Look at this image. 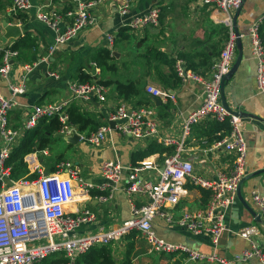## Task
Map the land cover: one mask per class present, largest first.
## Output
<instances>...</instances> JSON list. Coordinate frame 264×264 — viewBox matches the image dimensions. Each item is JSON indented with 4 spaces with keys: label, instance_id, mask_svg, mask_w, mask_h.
Masks as SVG:
<instances>
[{
    "label": "built area",
    "instance_id": "built-area-1",
    "mask_svg": "<svg viewBox=\"0 0 264 264\" xmlns=\"http://www.w3.org/2000/svg\"><path fill=\"white\" fill-rule=\"evenodd\" d=\"M245 0H202L215 11L224 15L223 24L229 29L228 38L219 56L212 64L209 77H203L187 70L184 62L178 60L175 70L182 79H191L202 86V103L190 112L183 123L180 135L160 136L155 111L149 106L133 107L127 102L112 103L111 111L105 124L87 136H82L77 127L69 122L68 109L72 104L90 105L95 99L107 102L108 88L97 81L100 71L95 63L94 80L87 83L69 84L71 98L59 104L36 105L21 128H12L8 112L16 108L14 100L5 99L0 94V264H43L48 258L63 254L75 264L76 259L94 247L109 246L119 243L125 236L139 232L150 246L153 253L172 255L181 253L191 261L216 264H242L257 258L264 264V252L257 247L253 238L260 234L258 225L242 229L238 235L250 242L251 247L231 258L217 254L221 237L228 230L226 216L238 200V189L246 177L247 143L244 136V121L241 117L229 113L221 100L223 79L231 71L237 51V36L233 29V17ZM102 0H75V6L65 15L47 13L43 7H34L31 0H13V13L36 11L39 21L46 24L56 34L55 46L50 47L53 54L59 45L71 42L85 29L96 24L94 11ZM131 4L124 2L119 6V14H130ZM161 7L152 6L143 14L132 16L128 23L136 33H143L150 27H158ZM264 17L248 30L250 50L257 65L256 89L264 96V40L261 36V24ZM244 34H241V38ZM116 34H106L109 50H113ZM2 64L0 76L9 81L13 96L26 92V75L33 72L37 63L24 67L22 83L14 85L9 76L18 51L12 47L0 45ZM59 78L56 72L49 73ZM146 92L165 102H175V95L154 85H147ZM57 117L63 128L60 133L69 138L76 133L93 147L102 146L108 135L117 131L135 140L155 139L158 144L174 147V153L164 155L162 161L146 158L138 165L124 166L120 161H107L102 166V184H93L82 177L81 168L67 160L59 165L57 172H40L35 180H12L11 167L6 161L17 144V140L33 130L40 120ZM219 123L228 122L230 133L222 140L211 145L212 150L221 149L232 155L229 172L218 171L212 178H205L197 173L194 158L185 157L187 142L195 125L204 120ZM113 124V126H112ZM207 144V142H204ZM46 153V152H44ZM156 157V156H155ZM125 191L129 198L141 196L146 202L136 205L131 202V216L121 225L113 228L97 224V214L89 208L72 212L70 208L88 198L106 204L114 199L115 192ZM201 188L209 192L205 206L197 211H190L175 218L173 210L180 201L188 196L189 188ZM120 187V188H119ZM93 191L103 194L90 197ZM253 201L260 215L264 216V192L254 191ZM156 219L176 225L193 236L207 234L214 247L212 254H203L190 249L182 243H174L160 237L155 228ZM264 225H262L263 227ZM84 229V231H82Z\"/></svg>",
    "mask_w": 264,
    "mask_h": 264
},
{
    "label": "crops",
    "instance_id": "crops-1",
    "mask_svg": "<svg viewBox=\"0 0 264 264\" xmlns=\"http://www.w3.org/2000/svg\"><path fill=\"white\" fill-rule=\"evenodd\" d=\"M129 2L130 14L121 16L119 6ZM13 0H0V45L14 47L20 38L30 36V46L22 45L19 56L13 63L9 80L18 85L24 78V67L37 63L33 72L26 75V92L13 96L9 87V81L0 76V94L9 100H14L16 108L8 112L9 123L12 128H21L29 118L32 107L36 105L59 104L71 98L69 84L80 82V73L91 75L95 72L93 64H97L96 58L100 50H109L106 34H116L111 64L115 70L104 71L98 66L100 80H119L121 82L135 81L142 89V94L131 100H125L118 96L114 86H107V102L101 103L95 99L90 105L78 104L82 111L96 114L102 125L111 111L112 103L127 102L133 107L149 106L157 117L160 136L180 135L186 116L198 108L202 103V86L191 79H182L173 75V89L165 88L162 81L168 77L169 68L157 61H152L149 66L147 54L149 50H159L170 58L182 60L187 70L208 78L212 64L219 56L229 29L223 24L224 15L214 10L210 5H204L202 0H102V4L94 11L96 16L95 26L83 30L77 38L68 44L60 45L54 54H49V49L55 44L56 34L46 24L36 17L35 9L27 13H13ZM34 7L41 6L47 13L65 15L73 9L75 0H31ZM173 3V29L164 22L161 27H150L143 33L133 32L128 23L132 16L143 14L154 5L168 7ZM264 17V0H245L240 9L238 29L242 38L243 58L242 62L226 87V99L229 106L235 112H243L244 134L247 143L246 176L260 170H264V96L256 89V61L250 50L249 28ZM8 22L21 29L19 38L5 39L6 30L4 22ZM161 21V20H160ZM261 36L264 40V20L261 24ZM133 50L136 54H133ZM238 51H236V58ZM2 60L0 57V67ZM193 68V69H189ZM195 69V70H194ZM162 74H160V72ZM56 72L59 78L50 76ZM155 74H159L158 77ZM147 85H154L167 90L175 95V102L161 100V105L153 101L152 95L146 92ZM142 102V106L138 103ZM212 120H204L194 126L190 139L187 142L185 157L194 158L196 171L205 178L214 177L218 171L229 172L232 164V155L224 150H212L211 145L217 142L224 131H214ZM26 134V133H25ZM25 134L17 140L14 147L17 148L23 141ZM82 136H87L81 133ZM62 137L69 147H75L73 158L62 154L53 155L50 145L54 137ZM49 144L43 150H34L24 157L28 172L21 178L35 180L41 175L57 172L59 165L70 160L82 170V177L93 184H102V166L107 161H120L124 166H134L132 155L137 151L145 150L155 139L135 140L120 132H111L106 142L100 147H93L84 139L77 144L68 142V138L61 135L60 130L48 136ZM207 142L205 144L204 142ZM0 136V151L2 149ZM159 145L163 146L159 143ZM156 153L148 158H157L162 161L164 155L174 153ZM13 149V150H14ZM60 149V148H59ZM12 150V151H13ZM58 151V150H57ZM46 152V153H44ZM12 153V152H11ZM156 156V157H155ZM146 159V158H145ZM142 162V161H141ZM140 163V162H139ZM138 163V164H139ZM9 167V166H8ZM12 175V167H11ZM36 176L35 178H31ZM12 178V176H11ZM15 181V179L12 178ZM120 188V187H119ZM189 194L183 198L173 210L175 218L190 211L202 209L208 201L209 192L201 188L188 186ZM254 191L264 192V173L256 176L242 185L241 194L243 200L260 214L257 205L253 201ZM93 192H96L95 194ZM94 195L104 192L93 191ZM131 202L140 205L146 202L141 196L129 198L125 191L117 190L114 199L110 203L102 204L85 198L78 200L70 211H82L89 208L98 216V222L91 229L105 226L117 227L127 221L131 216ZM262 223H257L256 218L238 198L226 216L228 230L221 237L217 254L231 258L249 249L251 244L238 233L252 225L260 227V234L253 238L255 244L264 252V216ZM155 228L158 235L174 243H182L190 249L203 254H212L214 247L207 234L193 236L189 232L180 229L176 225L170 226L162 219H156ZM84 231V229H82ZM135 246L130 256V264H216L191 261L187 255L175 253L161 255L151 252L150 246L137 232ZM132 234V233H131ZM125 236L119 243L112 245V252L117 264H124L126 252L131 241ZM138 240V241H137ZM58 255L52 257L56 258ZM58 259V258H57ZM44 264V262H43ZM242 264H263L257 258Z\"/></svg>",
    "mask_w": 264,
    "mask_h": 264
},
{
    "label": "trees",
    "instance_id": "trees-1",
    "mask_svg": "<svg viewBox=\"0 0 264 264\" xmlns=\"http://www.w3.org/2000/svg\"><path fill=\"white\" fill-rule=\"evenodd\" d=\"M31 39L29 35H25L23 38H20L18 42L15 44L13 49L18 51V53L22 54L21 46L27 45L30 46ZM147 58L149 61V66L152 61H157L161 65L167 66L169 68L168 77L165 79L163 78V85L165 88H172L173 89V75L180 78L175 70L176 60L170 58L167 54L159 51V50H149V55L147 54ZM113 60L112 54L110 50L102 49L100 50L98 57L96 58L97 65L100 67L101 70L104 71H112L115 70V66L111 64ZM189 69H193L190 68ZM195 70V69H194ZM160 72V71H159ZM162 74V72H160ZM80 82H90L92 80L90 75L84 74L83 72L80 73ZM100 83L105 86H114L115 91L117 92L118 96L125 99L131 100L134 97H138L142 94V89L139 87L137 82L135 81H128V82H121L119 80H100ZM142 106V102L138 103ZM69 114V122L71 125L77 127V129L81 133H85L89 135L91 132L96 131L101 125V120L97 117L96 114L84 112L77 104H72L68 109ZM214 125V131H224L225 134L220 135L216 140H222L226 135L230 133V126L228 122L219 123L216 121H212ZM63 128V125L59 121L57 117L48 119L44 118L40 120L38 125L31 131L26 132L25 137L19 147L15 148L10 157L6 161V166L12 167V178L17 180L25 175L27 170V164L24 161V157H26L29 153L36 150H43L49 144L51 135L53 132L59 131ZM217 141V142H218ZM168 152L171 153V149L165 148L159 145L156 142H153L149 145V147L145 150H140L132 155V164L138 165L139 162L143 161L145 158H148L156 153H164ZM33 176L31 178H35ZM94 194L96 192H93ZM137 232H133L128 239L132 240L130 246H128L126 252V261L124 264H130V256L132 250L135 246V240L137 237ZM59 257L56 258H48L44 261V264H68L69 260L65 258L63 254L58 255ZM58 258V259H57ZM117 260L115 259L112 246H102V247H94L89 252L79 256L76 259L75 264H117Z\"/></svg>",
    "mask_w": 264,
    "mask_h": 264
},
{
    "label": "water",
    "instance_id": "water-1",
    "mask_svg": "<svg viewBox=\"0 0 264 264\" xmlns=\"http://www.w3.org/2000/svg\"><path fill=\"white\" fill-rule=\"evenodd\" d=\"M239 13L240 10L236 12L235 16L233 17V29L234 32L237 36V51H238V55L237 58L235 60V63L231 69V71L229 72L228 75H226L223 79L222 82V87H221V100H222V104L224 106V108L231 114L239 116L242 118V115H244L245 113L243 112H235L228 104L227 99H226V87L229 83V81L232 79V77L234 76V74L237 72L241 62H242V58H243V47H242V38H241V33L238 29V18H239ZM3 27L6 30V35H5V39H10V38H19L21 36V29L18 26H15L13 24L8 23L7 21L4 22ZM153 101L159 106L161 105V100L159 98H153ZM113 126V124H112ZM80 136L76 133H73V135L71 137L68 138V142H70L71 144H77L80 141ZM264 173V170H260L258 172H255L253 174H249L247 175L242 182L240 183L239 189H238V197L239 199L243 202V204L246 206V208L252 213V215L256 218V222L257 223H262V219H261V215L260 214H256V212L243 200L242 194H241V188L242 185L247 182L248 180L259 176L261 174Z\"/></svg>",
    "mask_w": 264,
    "mask_h": 264
},
{
    "label": "rangeland",
    "instance_id": "rangeland-1",
    "mask_svg": "<svg viewBox=\"0 0 264 264\" xmlns=\"http://www.w3.org/2000/svg\"><path fill=\"white\" fill-rule=\"evenodd\" d=\"M160 6V5H159ZM161 7V6H160ZM97 10V9H96ZM173 3H171L168 7H161V17H160V22H159V27H161L163 24H164V22L166 23H168V25L169 26H171L170 28H172L173 29ZM236 14V13H235ZM95 26V25H94ZM92 27V26H91ZM138 34H141V33H138ZM227 40V39H226ZM70 43V42H69ZM66 44H68V43H66ZM64 45V44H63ZM53 46H55V44L53 45ZM60 46V45H59ZM58 46V47H59ZM58 47H57V49H58ZM224 47V46H223ZM57 49H56V51H57ZM223 49V48H222ZM49 51H50V49H49ZM55 51V52H56ZM54 52V53H55ZM53 53V54H54ZM221 53V52H220ZM49 54H50V52H49ZM111 54H113V50H111ZM133 54H136V51L135 50H133ZM51 55V54H50ZM1 57V56H0ZM235 60H236V53H235ZM235 63V62H234ZM234 65V64H233ZM155 75H157V74H155ZM159 75V74H158ZM158 75H157V77H158ZM91 76V78H92V80L90 81V82H92L93 80H94V78L92 77V74L90 75ZM99 78H100V76H98ZM98 77H97V81L100 83V80L98 79ZM79 83H81V82H79ZM85 83H87V82H85ZM101 84V83H100ZM103 85V84H102ZM105 86V85H104ZM107 87V86H106ZM102 126V125H101ZM80 132V131H79ZM244 136H245V134H244ZM50 147H51V149H52V151L54 152V154L53 155H56V154H62L63 156H65V157H68V158H73V153L75 152L76 153V148L75 147H69L68 146V144L67 143H65V141H63L62 140V137H54L53 138V141H52V143H51V145H50ZM60 148V149H59ZM58 150V151H57ZM138 241V240H137Z\"/></svg>",
    "mask_w": 264,
    "mask_h": 264
}]
</instances>
